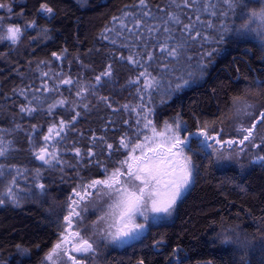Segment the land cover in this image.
<instances>
[{
	"label": "trees",
	"instance_id": "16d2710c",
	"mask_svg": "<svg viewBox=\"0 0 264 264\" xmlns=\"http://www.w3.org/2000/svg\"><path fill=\"white\" fill-rule=\"evenodd\" d=\"M0 3L11 7V19L7 16L4 21L12 22L2 23L22 29L17 44L0 42V137L11 142L9 151L0 157V166L11 172L0 177V194L6 192L10 176L16 177V186L22 189L19 203L4 196L5 202L0 204V264H42L65 227L73 189L98 178L101 171L111 173L105 163L120 161L121 156L111 149L118 150L121 139L130 137L127 123L136 105L141 121L142 107L154 110L152 119L158 128L164 121L179 117L188 132L197 133L207 124L208 134L222 130L218 138L223 140H238L246 134L230 125L234 100L247 99L255 105L253 120L264 111V45L255 34L239 30L250 11L260 10L261 0H232L231 9L223 0H191L187 5L185 0H146L144 9L139 0ZM41 4L51 7L52 15H41ZM143 11L153 15L145 18ZM166 11L178 14L181 21L171 25L174 38L167 41L170 45L177 41L184 44L177 60L160 52L167 35L162 30L151 34L146 27L135 30L141 35L137 39L113 20L127 12L156 25L166 18ZM6 14L0 11V19ZM32 22L37 27L25 29ZM184 24L191 27L182 32ZM149 52L154 54L151 61L146 55ZM205 52L213 54L203 58L204 73L179 91L164 95L169 80L181 75L188 78L187 58L193 57L190 63L196 64ZM130 56L149 65L148 70L161 80L159 92L153 90L150 97L138 91L143 78L130 83L144 70L129 63ZM160 64H168L169 73H164ZM109 66L111 75L102 76ZM97 76H101L99 83ZM40 77L50 80L47 86L52 91H43L42 83L34 84ZM65 79L73 83L63 84ZM33 96L43 103H29ZM60 100L65 103L58 104ZM50 105H55L51 114ZM25 106L37 110L22 113ZM62 120L67 127L59 141L75 155L76 149L80 150L74 160L76 168L65 160L61 170L76 173L75 181L72 179L75 187L65 174L58 178L53 166L39 164L31 157L44 146L49 128L55 125L51 134H56ZM253 120L243 127H252ZM262 128L264 121L256 124L254 136L260 131L264 136ZM263 140L254 143L258 147L245 142L234 148L244 147L248 157L264 156ZM54 144L49 149L53 150ZM191 149L186 154L195 166L192 183L173 216L151 224L136 241L108 250L103 264H264V161L221 164L211 150L202 152L196 139L191 141ZM64 153L69 159V153ZM40 184L45 186L43 191ZM224 236L239 243H222ZM174 249H178L175 256Z\"/></svg>",
	"mask_w": 264,
	"mask_h": 264
},
{
	"label": "snow or ice",
	"instance_id": "6c2138e0",
	"mask_svg": "<svg viewBox=\"0 0 264 264\" xmlns=\"http://www.w3.org/2000/svg\"><path fill=\"white\" fill-rule=\"evenodd\" d=\"M190 2L191 0H185L186 5ZM223 3L230 9L233 7L232 0H223ZM139 6L141 9L146 8V0H139ZM5 7V4L0 3V8ZM9 11L11 10L9 9ZM52 13L53 9L51 7H48L47 4H41V15L48 14L50 16ZM221 14L223 15L224 13ZM152 15L153 14L148 11L142 12V16L145 18ZM165 16L166 18H161L160 23L156 25H148L146 19L135 18L133 14L127 12L121 17H113V20L119 22L122 30L127 29L129 32H133L137 39H140L141 35L135 30L146 27L149 34L157 30H162V32L167 35L160 44V52L166 55V57L171 58V60H177L182 53L184 44L177 41L175 44L170 45L167 41L174 38L171 25L180 24L181 21L179 15L172 11H166ZM125 18L131 21L132 27L128 26V22H126ZM35 27H37L35 22L25 25V29ZM190 27V25L184 24L182 25L181 31H187ZM225 30L227 31V29ZM239 30H247L255 34L261 44L264 45V0H261L259 11L252 10L249 12L245 22L240 24ZM43 31L46 34L47 30L44 29ZM21 35L22 29L16 26L7 27L5 35L3 33V23L2 20H0V42L7 40L12 45H15L20 40ZM191 38L195 39V37ZM222 38L223 37H221V39ZM212 54V52L203 53L201 59L197 61L196 64H191L190 61L193 57H188L189 64L186 68L188 78L181 75L175 77L174 80H169L164 95L167 96L175 91H179L183 87L188 86L198 74L204 73L206 65L202 62L203 58L211 56ZM146 55L149 61L154 59L153 53L149 52L146 53ZM53 56L60 59V56L56 53H53ZM128 59L129 63H133L144 69L140 72L139 77L134 81H130V83L136 84L139 82L140 78H143V87L138 88V91L144 92L150 97L153 90L159 92L161 80L157 76L152 75L148 70L149 65L146 62L135 60L131 56ZM160 68L164 73H169L168 64H160ZM43 75L48 76L49 74L43 73ZM101 75L110 76L111 67L109 66L108 71ZM96 80L99 83L101 76H97ZM62 83L70 85L73 81L71 79H65ZM42 89L45 92L53 90L48 88L47 81H44ZM36 91L40 92L41 89H36ZM78 95H80L79 92ZM141 99H143V97H141ZM33 102L38 104L43 103L41 98L37 96H33L32 100L29 101V103ZM64 103V100L58 101L60 105ZM53 107H55V105L49 106V114H51ZM125 107L128 106L125 105ZM234 107L236 117L239 118L251 116V109H253L254 106L242 102L237 98L234 100ZM36 110V108L27 106L21 107L20 109L22 113L27 112L29 114ZM141 111L143 113V120L137 121L138 125L141 123L143 124V128H138L137 131L136 139L139 142L133 144L131 141H128L127 138H122L121 147L125 149L130 148L127 158L120 161V167L116 168L111 174H107V170H105V179H94L88 184L77 185V187L73 189V193L80 199L71 200L69 215L64 217V220L69 223L70 217H79L81 213L77 211V208L80 206V201L85 199L84 196H81V190L87 191L88 189H95L96 196L102 199L106 198V210H104L103 215L98 218V221L94 222L93 228L97 229L98 234L103 239L109 240L112 244H126L129 241L135 240L144 233L146 227H149L163 217L172 215L178 200L192 183L195 166L191 157L186 153L192 151L191 141L193 139L197 140V145L202 152L211 150L217 158H230L224 154L222 149L227 148L231 150L235 146H244L245 142L253 143V130L257 123L264 121V111H262L259 116L253 120L252 127L245 128L242 124L240 125L237 131L246 133L241 139L223 140L218 138L222 135V130L215 135H210L208 134L209 126L207 124L197 133L188 132L187 125L179 117L173 118L170 121H164L163 125L158 128L152 119L154 110L149 107H142ZM77 115H79V113H77ZM75 119L76 117L74 116L73 120ZM33 127L35 128V126ZM55 127L56 126L53 125V127L49 128V134L55 130ZM66 127L67 124L62 120L60 122L59 131L56 133L57 136H60V133L63 132ZM182 133L186 134L182 136ZM141 134L143 135L142 141H140ZM49 140L50 135H46L44 137V146L40 149L39 153L35 155L36 159L43 161L44 164L54 166L55 163H59V160L54 145L51 146L53 150L51 152L48 151L50 147L48 144ZM10 143V141H5L3 137H0V157H4L9 151L7 145ZM56 143H59V141H56ZM253 147H258V145L253 143ZM108 148L111 149L112 145L109 144ZM137 151H139V155H134ZM243 151L244 147H239V152ZM76 155L80 156L79 149H76ZM89 155H91V153H89ZM261 161H264V156H257L253 160V163ZM125 166L127 170L122 171ZM2 175H4V173L2 171V166H0V176ZM16 184V177L13 176L7 186L6 192L0 194V204L5 202L3 199L4 196L15 203H19L22 189L18 188ZM44 187L43 184L39 185L42 191ZM88 194L91 195V193ZM101 223L104 227H99ZM75 235H79V233H75ZM222 243H239V241H233L229 237L224 236ZM61 247L62 245L59 243L55 245L52 251L46 255L45 259L52 262V264H56V261H54V254L58 257ZM21 251H26V249H21ZM72 251L75 253L88 254L94 251V244L90 242L89 239L82 238L79 244L72 248ZM177 251L178 249L173 250V256H175ZM68 259L72 261V264H79V261L72 255H68ZM140 264H143V261H140Z\"/></svg>",
	"mask_w": 264,
	"mask_h": 264
},
{
	"label": "rangeland",
	"instance_id": "374dc122",
	"mask_svg": "<svg viewBox=\"0 0 264 264\" xmlns=\"http://www.w3.org/2000/svg\"><path fill=\"white\" fill-rule=\"evenodd\" d=\"M9 9H11V7L9 5H6L5 8H0V11H4L7 14L6 15H2L1 19L2 22H12V21H4L5 18L7 17V19H11V17L9 16ZM4 24V23H3ZM5 25V24H4ZM9 26H16V27H20L19 25H5V34L7 31V27ZM21 28V27H20ZM4 33V31H3ZM22 36V35H21ZM37 36H35L34 39H36ZM39 38V36H38ZM21 39V38H20ZM71 78V77H70ZM72 79V78H71ZM44 81H49L48 84H50V80L48 78H44V77H40L38 79L34 80V84L35 83H44ZM240 101L242 102H246L247 104L253 105V109H251L252 111V115L248 116V117H236L235 114V107H234V103H233V113L231 116V127L232 128H237L240 127V125L242 124L243 126H246L248 124H250V122L254 119V114H255V105L250 102L247 99H241ZM139 115H140V107L136 105V108L134 110L133 116H131L132 118H129V128H128V133L131 134L130 137L127 139L128 141H133V144L137 141L136 137H137V131L138 128L141 129L143 126H141V124L138 125L137 121L139 120ZM171 119H169L170 121ZM134 122V123H133ZM248 127V126H247ZM263 129V128H262ZM133 130L135 131V133H133ZM264 130V129H263ZM150 134V133H149ZM263 132H259L257 134H255L254 139L255 142L258 143V141H262L264 139V136L262 135ZM56 135V134H55ZM184 134L182 133V136ZM51 136H53L52 134H50V140L52 141ZM143 140V135L140 136V141ZM264 141V140H263ZM56 143V141H54ZM55 145V150L57 153V145L59 144H54ZM49 151H52L51 149H48ZM40 149L36 152L39 153ZM127 153L125 155V159L128 156V153L130 151L129 149H126ZM222 151L224 152V154L226 156H229L230 158H217V156L214 154L215 159L218 163L221 164H226V163H238V164H243L246 163L247 161L251 160L253 161L256 157L252 156V157H248V153L243 152H239L238 149L233 148V149H229V150H225L222 149ZM35 153V154H36ZM35 154H31V157L33 158V160H36V155ZM134 155H139V151H137L136 153H134ZM64 158H61V160L59 161V163H55V165L53 166L55 168L54 173L56 174V177L60 178L62 174H65V177L70 180L72 182V179L76 177V173H74V171H61L63 168V165L66 164ZM38 163V162H37ZM57 164V166H56ZM44 165V164H43ZM46 165V164H45ZM47 166V165H46ZM50 166V165H49ZM75 168V167H74ZM127 168L126 166L122 169V171H126ZM3 173L6 175L11 174V172L9 171V168H2ZM3 176V175H2ZM0 176V177H2ZM10 181L12 180V176L9 177ZM73 181V182H74ZM72 182V183H73ZM74 184V183H73ZM190 187V186H189ZM188 187V188H189ZM188 190V189H187ZM187 190L184 192V194L182 195V197L186 194ZM28 190H25L24 193H27ZM83 192V190L81 191V193ZM182 197L178 200V202L182 199ZM105 199H102L98 196H96V194H94L92 197L88 198V199H84L80 206H79V211L81 213V215L79 217H71L70 218V223L66 222L65 227L63 229V231L61 233H59L58 239L55 241V243L53 244V246L50 248V250L45 254L43 260H42V264H52V262L48 261L45 259L46 255L52 251L53 247L55 245H57L58 243L62 245V247L59 249V256L57 257L56 254H54V261H56V264H72V261L68 259V255H72L74 256L78 261L79 264H103V257L105 256L106 252L110 249H120L126 245H128L129 243H132L134 241H136L137 239H139L147 230L148 227H146L144 233L137 239L129 241L126 244H112L109 240L107 239H103L99 234L97 229L93 228V224L94 222L98 221V218L103 215L104 210H106V203H105ZM177 202V203H178ZM177 205V204H176ZM175 205V207H176ZM175 209V208H174ZM174 213V211H173ZM173 213L171 216H167V217H163L159 221H164V220H168L173 216ZM155 222V223H157ZM99 227H104V225L101 223L99 225ZM75 233H79V235H75ZM89 239L90 242H93L94 244V251L88 254H82V253H75L72 251V248L76 245L79 244L81 239Z\"/></svg>",
	"mask_w": 264,
	"mask_h": 264
},
{
	"label": "flooded vegetation",
	"instance_id": "af4514ba",
	"mask_svg": "<svg viewBox=\"0 0 264 264\" xmlns=\"http://www.w3.org/2000/svg\"><path fill=\"white\" fill-rule=\"evenodd\" d=\"M19 6V5H18ZM41 6V5H40ZM40 6H39V8H40ZM12 7H14V5H12ZM129 118H132L131 116H129ZM129 122V121H128ZM134 123V122H133ZM129 125L130 124H128L127 123V126L129 127ZM133 133H135V131L133 130ZM55 136V134L53 135V136H51V138H52V141L51 140H49L48 141V144L49 145H52V143L56 140V141H59L60 140V136L58 137V138H55L54 137ZM132 143H133V141H132ZM57 144H59V145H57V148H58V150H57V157H58V160L60 161L61 160V158H64V160H67L68 162H69V164L70 165H73V166H75V162H74V160L76 159V155L75 154H73V153H71L70 152V149H72V148H67L66 146H62V143L59 141V143H57ZM113 150V152H114V154L115 153H117V155H120L121 157H120V161H122V160H124L125 159V155H126V153H127V151L125 150V148H122V147H120V148H118V150H116V149H111V151ZM65 151H67L68 153H69V159L66 157V155H65ZM51 152V151H50ZM73 158V159H72ZM37 160V159H36ZM120 161H117L116 163H105L104 164V167L105 168H109L110 170H111V173L116 169V168H118V167H120V164H119V162ZM38 162V161H37ZM39 163V162H38ZM39 164H44V163H39ZM56 166H57V164H56ZM104 167L102 168V170H104ZM75 168H76V166H75ZM71 170V169H70ZM111 173H109V174H111ZM105 177H106V174L104 173V171H101L100 173H99V177L98 178H96V179H99V180H103V179H105ZM73 185V187H75L76 186V182L74 183V184H72ZM94 191H96L95 189H88L87 191H83L82 193H81V196H84L85 197V199H88V198H90V197H92L93 196V192ZM88 193H91V195H89ZM71 199H70V204H71V200H79L80 198L79 197H77V196H75L74 195V193H73V191H72V193H71ZM83 201V200H82ZM82 201H80V204H81V202ZM69 211H70V208H69ZM77 211L78 212H80L79 211V207L77 208ZM72 217H74V218H76V216H72ZM71 218V217H70Z\"/></svg>",
	"mask_w": 264,
	"mask_h": 264
},
{
	"label": "water",
	"instance_id": "95a60500",
	"mask_svg": "<svg viewBox=\"0 0 264 264\" xmlns=\"http://www.w3.org/2000/svg\"><path fill=\"white\" fill-rule=\"evenodd\" d=\"M55 138H58L59 136H57V134L54 136ZM49 151V150H48ZM50 152V151H49ZM37 161L39 162V163H43V161H41V160H38L37 159Z\"/></svg>",
	"mask_w": 264,
	"mask_h": 264
}]
</instances>
